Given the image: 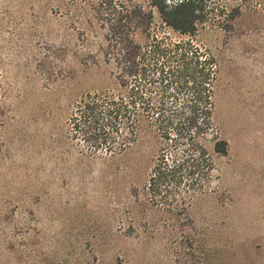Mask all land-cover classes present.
I'll return each mask as SVG.
<instances>
[{"label":"rangeland","instance_id":"rangeland-1","mask_svg":"<svg viewBox=\"0 0 264 264\" xmlns=\"http://www.w3.org/2000/svg\"><path fill=\"white\" fill-rule=\"evenodd\" d=\"M129 3L178 39L150 0H0V264H264V11L199 31L228 151L207 142L215 169L179 216L149 201L151 127L109 155L71 122L84 95L119 89L111 35Z\"/></svg>","mask_w":264,"mask_h":264},{"label":"trees","instance_id":"trees-1","mask_svg":"<svg viewBox=\"0 0 264 264\" xmlns=\"http://www.w3.org/2000/svg\"><path fill=\"white\" fill-rule=\"evenodd\" d=\"M150 2L178 39L151 30V10L139 3L125 5L111 35L119 89L84 95L75 103L71 122L90 152L109 155L130 146L142 126L151 127L160 147L146 185L149 201L186 216L191 197L204 189L215 169L207 142L212 140L214 153L228 151L214 121L218 66L196 43L199 31L212 22L230 32L244 11H264V0ZM136 32L143 43L135 40Z\"/></svg>","mask_w":264,"mask_h":264}]
</instances>
